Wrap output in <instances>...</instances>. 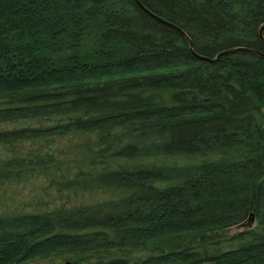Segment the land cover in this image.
Masks as SVG:
<instances>
[{
  "label": "trees",
  "instance_id": "16d2710c",
  "mask_svg": "<svg viewBox=\"0 0 264 264\" xmlns=\"http://www.w3.org/2000/svg\"><path fill=\"white\" fill-rule=\"evenodd\" d=\"M263 26L264 0H0V198L65 199L0 213V264H264Z\"/></svg>",
  "mask_w": 264,
  "mask_h": 264
},
{
  "label": "rangeland",
  "instance_id": "374dc122",
  "mask_svg": "<svg viewBox=\"0 0 264 264\" xmlns=\"http://www.w3.org/2000/svg\"><path fill=\"white\" fill-rule=\"evenodd\" d=\"M80 142L75 138L68 139L61 142L63 146V153L61 158L65 165H69L70 171H77L79 169H86L90 160V154L82 147H79ZM28 144H24L23 149L28 148ZM28 150V149H27ZM43 181L36 179H26L20 183L9 185L6 189L7 193L0 198V213H31L39 212L47 207L44 204L46 201L49 205L62 203L65 199L57 195V187L55 186H42ZM65 196V195H64ZM76 203V202H75ZM244 228L235 226L228 231L226 235H233L236 232L242 231ZM47 260H35L26 264H48ZM57 259V262H60Z\"/></svg>",
  "mask_w": 264,
  "mask_h": 264
},
{
  "label": "water",
  "instance_id": "95a60500",
  "mask_svg": "<svg viewBox=\"0 0 264 264\" xmlns=\"http://www.w3.org/2000/svg\"><path fill=\"white\" fill-rule=\"evenodd\" d=\"M264 31V26L262 27V28H260V30H259V37H260V39H263L262 38V32ZM190 47H191V45H190ZM252 52H254L255 54H257V55H259L260 57H264V54H261V53H259V52H256V51H252ZM227 52H222L221 54H219L218 55V57H220L221 55H224V54H226ZM217 57V58H218ZM198 58L199 59H202V60H209V59H207V58H203V57H199L198 56ZM211 61V60H210Z\"/></svg>",
  "mask_w": 264,
  "mask_h": 264
}]
</instances>
